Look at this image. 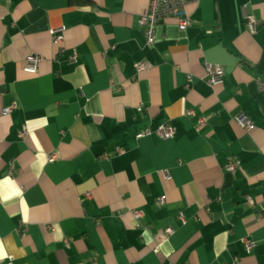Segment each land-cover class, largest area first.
I'll return each mask as SVG.
<instances>
[{
    "label": "crops",
    "instance_id": "crops-1",
    "mask_svg": "<svg viewBox=\"0 0 264 264\" xmlns=\"http://www.w3.org/2000/svg\"><path fill=\"white\" fill-rule=\"evenodd\" d=\"M148 5L0 0V264H264V0Z\"/></svg>",
    "mask_w": 264,
    "mask_h": 264
},
{
    "label": "built area",
    "instance_id": "built-area-1",
    "mask_svg": "<svg viewBox=\"0 0 264 264\" xmlns=\"http://www.w3.org/2000/svg\"><path fill=\"white\" fill-rule=\"evenodd\" d=\"M187 2V0H149V5L148 9L141 14L137 22L140 27L143 28L144 36L146 39V43L148 45L152 44L154 40V31H155V26L159 23L160 20L167 16H176L179 18V23L181 27H185L188 24H190V20L188 18H185L183 15L184 12V5ZM257 19L252 16V15H247V28L250 32H254L257 27ZM52 35L56 40H59L60 34H58V31L53 30ZM39 57L30 55L27 58V63L25 66V70L27 71H35L37 64L39 62ZM71 59H75V55L71 56ZM146 66L145 62H141L138 64V68H143ZM205 69H206V74H207V80L210 84H220L223 81V75H224V70L222 66L219 64H213L210 62H205L204 64ZM14 105V104H12ZM12 106L4 107L2 112L3 113H8L10 111ZM191 111H188L190 113ZM236 120L238 124L243 128L244 130H251L254 127L253 122L243 113H239L236 115ZM206 121L205 117L201 118V123H204ZM175 131V128L171 122H166L163 124H160L156 130V132L165 138H170L173 136ZM151 133V130L149 128H143L139 130L136 134V138H140L144 135H148ZM118 151H122V148L117 147ZM236 167V163L230 162L226 165V169L228 170H234ZM166 177H169L168 172H166ZM163 196H161L158 200L159 202H163ZM134 216L138 218L140 216L139 211L133 212ZM173 228L167 227L164 229L163 236H168L173 233ZM252 242L251 241H246V246L249 248L251 246ZM5 264H13L12 259L9 257L6 259Z\"/></svg>",
    "mask_w": 264,
    "mask_h": 264
}]
</instances>
